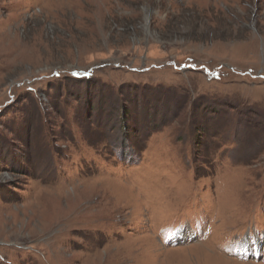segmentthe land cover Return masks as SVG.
Listing matches in <instances>:
<instances>
[{
  "label": "rangeland",
  "instance_id": "374dc122",
  "mask_svg": "<svg viewBox=\"0 0 264 264\" xmlns=\"http://www.w3.org/2000/svg\"><path fill=\"white\" fill-rule=\"evenodd\" d=\"M0 264H264V0H0Z\"/></svg>",
  "mask_w": 264,
  "mask_h": 264
},
{
  "label": "trees",
  "instance_id": "16d2710c",
  "mask_svg": "<svg viewBox=\"0 0 264 264\" xmlns=\"http://www.w3.org/2000/svg\"><path fill=\"white\" fill-rule=\"evenodd\" d=\"M123 113H124V111H123ZM126 113V112H125ZM125 128V127H124Z\"/></svg>",
  "mask_w": 264,
  "mask_h": 264
}]
</instances>
